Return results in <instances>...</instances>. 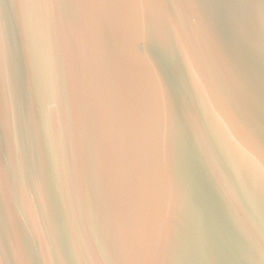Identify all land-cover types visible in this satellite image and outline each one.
I'll return each mask as SVG.
<instances>
[{"label": "water", "instance_id": "95a60500", "mask_svg": "<svg viewBox=\"0 0 264 264\" xmlns=\"http://www.w3.org/2000/svg\"><path fill=\"white\" fill-rule=\"evenodd\" d=\"M59 2L58 10L50 0L47 6L0 0L17 60L24 55L25 79L19 115L9 100L11 78L5 83L0 264H264L259 23L237 34V0H189L183 8L165 0L193 78L191 94L177 105V131V114L143 62V46L98 25L94 9ZM167 15L145 11L149 27L159 18L171 41ZM148 51L159 60L151 43ZM133 109L142 119L144 143L130 237L106 156L113 120ZM45 156L57 171L55 222L36 188L35 164Z\"/></svg>", "mask_w": 264, "mask_h": 264}, {"label": "snow or ice", "instance_id": "6c2138e0", "mask_svg": "<svg viewBox=\"0 0 264 264\" xmlns=\"http://www.w3.org/2000/svg\"><path fill=\"white\" fill-rule=\"evenodd\" d=\"M49 0H35L32 6H47ZM51 5L60 9L59 0H50ZM189 0H178L172 6L183 8ZM75 6H87L95 10V22L101 27L123 33L130 42L142 45V59L153 70V78L159 82L177 114L175 128L181 125L177 105L182 106L193 90V78L181 46V30L176 18L167 15L169 5L165 0H76ZM69 7H72L70 4ZM237 12L232 23L238 35L243 36L250 25L259 23L261 46L264 49V0H237ZM148 9H160L167 15V24L172 32L170 41L159 18L154 17L151 27L145 16ZM71 19V17H69ZM13 30L6 15L0 14V123L6 116L5 83L11 78L9 100L17 114L23 108L25 96L24 55L17 60L12 46ZM151 45L159 53V60L148 51ZM33 83V88H36ZM106 156V173L111 182L117 207L127 217L130 237L134 235L136 205L141 191L142 149L144 128L140 113L133 109L118 114L110 129ZM38 175L37 192L42 197L46 216L55 222L54 203L58 195L57 171L52 157L45 156L36 162ZM90 187H94L93 170L89 168ZM43 182V183H42ZM45 190L47 195L45 194ZM31 244V230L26 231ZM101 242L104 243L103 238Z\"/></svg>", "mask_w": 264, "mask_h": 264}]
</instances>
